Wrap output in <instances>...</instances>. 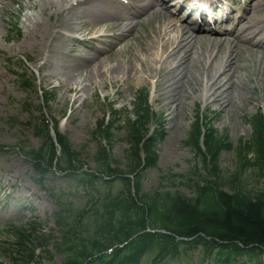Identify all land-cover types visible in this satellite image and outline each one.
I'll return each instance as SVG.
<instances>
[{"label":"rangeland","instance_id":"1","mask_svg":"<svg viewBox=\"0 0 264 264\" xmlns=\"http://www.w3.org/2000/svg\"><path fill=\"white\" fill-rule=\"evenodd\" d=\"M164 1L168 2L164 4L163 12L159 11V16L146 15L133 25L129 24L127 28L122 25L118 29L117 32L124 33L126 39L117 46L116 52H113L115 41L112 38L115 31L105 25L96 26L94 31L104 35L105 42H93V51L103 48L109 52V56L106 59L101 57L91 68L80 74L74 72L76 83L73 86L87 89L86 92H81L80 96L67 88L61 77L53 76V71L61 69L69 73L82 58H93L92 50L78 44L82 43L80 40L92 37L90 28H93L91 27L93 17L90 15L64 25L62 19L72 10L68 8L69 5L62 8L60 15L51 10V13H54L50 17L53 28L48 38L49 45L42 51H34L33 37L32 39L27 37V23H24V20L26 14H35L38 8H27L25 5L30 0H21L22 4L10 2L6 7L7 15L0 24V264H14L13 257L17 254L18 237L24 231L33 236L39 234L59 236L55 222V215L59 212L57 205L59 200L69 211L72 210L71 216L79 211L84 215L81 219L76 217V223L80 226L85 225L81 231L86 233L92 228V222L96 218L94 211L98 208L100 200L108 193L111 197L115 196L122 189L118 181L112 183L110 189L99 183L94 185L90 194L77 178L70 179L60 174H47L44 177L37 175L21 149L23 147L29 150L39 149L42 145L41 140L28 125L32 119L40 117L41 113L54 123L59 133L69 139L75 150L82 151L80 172L98 169L96 155L101 146L107 149L110 168L125 170L126 151L132 144L129 133L130 125L135 119L133 107L135 95L140 90H147L150 93V106L155 115L147 127L149 133L154 128L159 129L155 141L158 162L155 168L141 172L142 194L154 196L158 193L180 192L186 197H193L196 193L195 187L183 184L187 178L194 182H199L200 178L215 181L210 174L212 167L211 162L209 163L210 158L204 160L195 142L191 140V133L200 112L204 127L211 121L217 134L226 137L233 144L232 149H225L218 156V168L222 175L228 178L239 171L241 144L253 136L249 121L259 112L264 113L263 87L260 82L251 83L252 81L246 78L243 66L251 65L252 62L249 61L255 60V65L264 70V56L261 54L251 56L245 51L238 54L240 67L237 69L236 80L239 88L234 93V100L239 106L234 107L227 115H220L219 108L211 103L212 99L201 95L206 82L205 80L201 82L203 72L195 67L193 72L195 71L197 82L193 85L196 88L202 87L199 92L191 93L189 90L191 96L183 97L181 105L178 102L167 104L166 101L159 100L160 84L155 85V78L150 77L158 68L153 59L159 51L148 36L159 30L160 23L168 14L173 15L181 24L192 26L197 35H207L211 39L221 38L224 32L230 33L237 25L250 0H224L229 2L226 8L228 13L230 12V22L222 23L219 10L218 21L212 24L201 22L200 18L203 16L198 11L195 13L184 9L185 0ZM77 2L78 0H70V6L74 8ZM114 2L110 4L111 7L124 9L121 1ZM237 3H240L238 7ZM255 3L258 7L256 17L264 19V0H256ZM86 10L89 13L92 11L88 6ZM141 40H146L151 46L154 45L155 50L144 53L140 51ZM36 41L40 43L41 38ZM210 48L209 42L206 44L201 42L195 46L196 65L203 64L204 67L208 65ZM139 52L143 63L139 61ZM244 55L248 58L241 59ZM45 59L48 60V66H43ZM115 66H119L121 72L118 78H113L109 73ZM24 72L34 78L38 89L42 88L43 92H49V95L44 97V93L36 94L22 88L16 73ZM167 80L168 76L165 78V81ZM242 93L245 96H242ZM78 97H81L80 100L75 101ZM254 97L258 98L257 102L253 101ZM111 108L118 112L116 118H111ZM105 119L115 128L110 145L107 144V139H100L99 126ZM51 134L54 136L53 131ZM201 149L205 151L202 144ZM240 177L247 183L248 189L255 192L264 191V178L256 180L252 170L245 171ZM222 191L232 193L229 186L223 187ZM28 244L30 247V243ZM32 245L35 246L33 243ZM49 250L56 252L54 248ZM37 252L43 257L36 259L34 264L64 262L63 254H57L50 260L42 250L39 249ZM203 252L204 249L199 247L183 257L187 259L186 261H167L165 264H212L203 256ZM212 255H215V251H212ZM154 257L155 253H149L145 256L143 264H151ZM234 264L252 263L242 259Z\"/></svg>","mask_w":264,"mask_h":264},{"label":"trees","instance_id":"2","mask_svg":"<svg viewBox=\"0 0 264 264\" xmlns=\"http://www.w3.org/2000/svg\"><path fill=\"white\" fill-rule=\"evenodd\" d=\"M18 76L20 81L24 80L23 87L35 88L24 75ZM46 95L49 92H45L44 97ZM133 107L135 119L129 133L133 145L126 151L125 170H112L107 149L101 146L96 155L98 169L80 172L82 151L75 150L66 136L54 128V140L43 116L35 117L28 124L42 141V146L32 150L22 148L21 152L38 175L57 173L70 179L77 178L90 194L99 183L110 189V185L118 181L122 189L117 195L111 197L108 193L100 200L94 211L96 218L92 228L86 233L81 231L85 225L76 223V217L81 219L84 215L79 211L71 216L72 210L59 200V212L55 215L59 236L35 232L37 236H33L24 231L18 237L14 264H33L43 257L37 252L39 249L50 260L63 254V264H143L149 253H155L151 264H165L167 261H186L183 257L199 247L204 249L203 256L212 264H234L242 259L252 264H264V191L248 189L240 177L245 171L252 170L256 180L264 178L263 114L259 112L249 121L253 136L241 144V167L228 178L218 168V156L223 150L232 149L233 144L219 136L211 122L204 127L198 115L191 140L204 160L210 158V174L215 181L200 178L199 182H194L187 178L183 184L195 187L193 197L180 192L149 196L142 194L141 172L157 165L155 141L159 129L149 133L147 125L155 115L151 112L146 91L136 95ZM117 115L118 112L111 108V118ZM114 129L106 119L99 126L100 138L107 139L108 145ZM226 186L232 189L231 194L222 191Z\"/></svg>","mask_w":264,"mask_h":264},{"label":"bare ground","instance_id":"3","mask_svg":"<svg viewBox=\"0 0 264 264\" xmlns=\"http://www.w3.org/2000/svg\"><path fill=\"white\" fill-rule=\"evenodd\" d=\"M111 1L113 3H115L114 1H121L124 9L111 7ZM255 1L250 0L248 8L243 11L233 30L230 33L224 32V35L218 39H211L209 36L203 34H195L192 26L181 24L179 20L174 19L173 15L169 16L167 14L163 18L159 30L153 31L148 36L153 40L159 51L153 59L158 68L155 72L151 73L150 77L155 78V85L160 84V101H166L167 104L178 102L181 105L180 101L183 97H190L191 93L199 92L202 87L196 88L193 85L197 82L195 71L193 72L195 67L203 72L201 82L204 80L206 82L205 87L202 88L201 95L212 99L211 103L219 108L220 115H227L234 107L239 106L234 100V93L239 88L236 80L237 69L240 67L238 65V54L241 51H245L251 56L257 54L264 56V19L256 17L258 7L255 6ZM10 2L22 4L21 0H0V24H2L3 18L7 15L6 7ZM30 2L25 6L29 9L38 8V11L32 15L26 14L24 23H27V37H33L31 39L33 40L32 48L34 51H42L46 45H49L48 38L53 28V22L50 17L54 13L51 12L54 10L60 15L62 8L65 5H69L68 8L72 10L62 19V24L65 25L72 20L84 19L90 15L93 17V25H91L93 28H90L92 37L88 40H80L82 43L78 44L85 45L86 48L93 51V42H105V36L94 30L96 26L105 25L108 29L115 31L112 38L115 41L113 52H116L117 46L122 44L126 39L124 33L117 32L122 25H124V28H127L129 24L133 25L143 16H159V11L163 12L164 4L168 1L131 0V2H126L125 0L122 2V0H78L74 8L70 6V0H34V2L30 0ZM179 2L183 1L179 0ZM209 2L213 13L217 10L224 9L227 11L228 9L222 5L220 0H209ZM225 4L229 5V2H225ZM237 5L239 6L240 3H237ZM87 6L92 9L91 13L86 10ZM225 11H222V13L227 15ZM227 17L230 18L228 15ZM211 19L217 21L216 17ZM202 21L204 22V20ZM224 22L226 20L222 21V23ZM35 38H41V42L39 43ZM201 42L205 44L209 42L211 45L208 51V65L205 67L203 64L201 66L196 65L194 58L195 46ZM140 44V51L143 53L155 50L154 45L151 46L146 40H141ZM203 46L205 45L203 44ZM93 52V58H82L74 66L72 72L67 73L61 69H54L53 71V76L61 77L67 88L73 90L77 96H80L81 92H86L87 89L85 87L79 88L78 86H73L76 83L74 72L80 74L91 68L93 63L101 57L106 59L109 56V52L104 51L103 48H99ZM222 52L223 55H221ZM139 53V61L143 63L141 52ZM244 57L246 56H242L241 59ZM249 62H252V64L243 66L246 78L250 82L252 81L251 83L260 82L264 95V70L255 65V60H250ZM215 63H217L216 66ZM48 65V60L45 59L43 66ZM215 67L217 68L215 69ZM109 73L113 78H118V75L121 74L119 66L111 68ZM167 76L168 80L165 81ZM241 84L245 87L243 83ZM241 95L245 96L243 93ZM80 98H76L75 101L80 100ZM253 101L257 102L258 98L254 97Z\"/></svg>","mask_w":264,"mask_h":264}]
</instances>
